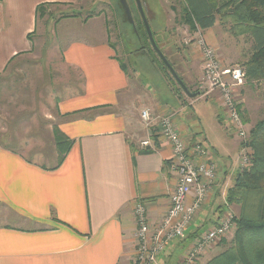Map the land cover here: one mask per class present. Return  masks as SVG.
I'll list each match as a JSON object with an SVG mask.
<instances>
[{
  "label": "crops",
  "instance_id": "obj_1",
  "mask_svg": "<svg viewBox=\"0 0 264 264\" xmlns=\"http://www.w3.org/2000/svg\"><path fill=\"white\" fill-rule=\"evenodd\" d=\"M77 1L0 0V75L15 55L30 50L27 34L36 28L38 4L74 5ZM216 20L211 27L200 28L209 45L208 32ZM56 24L65 28L62 38L69 40L62 43L63 63L75 76L57 102L56 126L72 139V145L59 164L54 151L50 165L0 145V212L4 211L0 215V264H132L135 202L144 204L151 223L158 222L170 205L177 177L170 166L171 144L155 132L156 127H144L140 110L134 117L128 105L132 86L106 39L104 19L97 26L93 17L86 21L63 18ZM257 82L262 86L260 93L254 92L257 99L251 98L250 87L240 93L249 117V121L242 118L248 132L264 117V83ZM143 85L137 89L139 105L154 116L170 117L189 151L197 141L204 144L194 109L201 97L178 99L165 86L167 94L161 99ZM208 96L221 126L225 116L218 98ZM147 136L153 147L140 152L146 147H140L139 141ZM230 138L228 151L222 154L203 145L207 155L202 160L214 164L216 180L184 237L169 241L155 264H181L195 239L220 217L227 212L239 216V204L227 203L225 198L240 170L241 140L233 133ZM192 199L190 194L188 200ZM220 239L201 252L195 264H204L224 251L227 238Z\"/></svg>",
  "mask_w": 264,
  "mask_h": 264
},
{
  "label": "rangeland",
  "instance_id": "obj_2",
  "mask_svg": "<svg viewBox=\"0 0 264 264\" xmlns=\"http://www.w3.org/2000/svg\"><path fill=\"white\" fill-rule=\"evenodd\" d=\"M139 1L154 41L160 46L163 55L172 63L173 69L183 79L189 91H198L197 97H201L194 109L203 128L204 144L220 154L228 151L232 131L223 126H227L228 121L223 118V124L219 125L215 117L216 108L208 98L212 94L204 93L201 48L196 43V39L200 37L204 40L201 29L196 24L184 21L182 0ZM124 2L127 10L121 0H78L72 7L80 12L79 16L62 17L69 11L66 6L56 5L46 8L43 16H37L35 31L28 33L31 34L30 40L27 38L31 44L30 50L15 55L8 69L0 75V136L5 145L46 165L54 163L56 150L52 126L56 125L57 102L71 79L75 78L72 70H68L63 63L62 43L69 39L62 38L64 26L56 24L63 18L79 17L81 21H86L93 17L94 26L101 24L104 19L106 39L117 59L125 65L132 86L128 105L131 103L134 117L137 118L139 110L146 107L139 105L140 98L137 101V89L144 87V83L161 99H165V86L168 84L159 71L158 61L154 55H142L139 48L143 19L137 3L135 0ZM230 7H223L222 13L217 16L215 27L206 31L212 39V44H206L214 50L221 65L243 67L252 51L251 38L246 32V26L235 20ZM61 11H64L63 14ZM243 87H250L251 98L254 96L255 99L262 90L257 81H246ZM242 88L237 92L238 108L243 119L249 121V117L244 114L245 106H241ZM183 97L188 96L183 92L182 100L185 99ZM187 111L191 109L187 108ZM136 127L140 129V124ZM243 147L242 143L239 144V166ZM235 228L221 237L220 240L227 238L226 242L223 241L224 248L232 245Z\"/></svg>",
  "mask_w": 264,
  "mask_h": 264
},
{
  "label": "built area",
  "instance_id": "obj_3",
  "mask_svg": "<svg viewBox=\"0 0 264 264\" xmlns=\"http://www.w3.org/2000/svg\"><path fill=\"white\" fill-rule=\"evenodd\" d=\"M196 43L201 48L204 93L217 96L221 110L228 121V129L241 140L240 144L244 146L239 168H247L251 163L252 150L247 145L248 129L238 108L237 95L246 82L245 69L241 65H221L214 50L205 43L203 38L196 39ZM140 119L144 127L154 129L156 127L155 132L171 144L170 166L177 176L175 188L170 195V205L158 222L149 221L144 204L135 202L133 206L136 223L132 264H155L157 255L169 241L184 237L185 230L192 223L202 200L216 180L217 172L212 162L202 160L207 155V148L197 141L189 151L174 128L170 117L154 116L148 108H142ZM139 146L153 147L151 137L147 136L139 141ZM190 194L193 195L191 201L188 200ZM234 228V215L231 212L225 213L212 228L195 239L181 264H195L201 252Z\"/></svg>",
  "mask_w": 264,
  "mask_h": 264
},
{
  "label": "trees",
  "instance_id": "obj_4",
  "mask_svg": "<svg viewBox=\"0 0 264 264\" xmlns=\"http://www.w3.org/2000/svg\"><path fill=\"white\" fill-rule=\"evenodd\" d=\"M182 1L184 3L183 11H185L183 14L184 21L193 25L196 24L201 29L211 27L217 16L222 13L223 7H232L230 11L235 20L246 26V32L252 38V51L243 63L246 81L251 83L262 80L264 83V0ZM51 5L67 7L69 12H65L62 17L79 16L80 14L72 7L73 4L45 2L35 7V18L40 15L43 16L46 8ZM61 12L63 14L64 11ZM143 29L139 36L140 51L146 56L154 55L158 61L156 63L159 71L166 80L169 89L173 95L181 99L183 89L160 60L151 46L145 29ZM31 34L27 35L29 40ZM155 44L161 50L156 41ZM152 61L155 60L152 59ZM119 63L126 73L125 65L121 61ZM169 63L173 67L172 63ZM179 78L183 81L180 76ZM52 132L57 153V164H59L64 154L70 149L72 139L64 135L56 125L52 127ZM153 140H156L155 136ZM247 142L252 150L250 166L238 171L234 184L227 190L225 197L227 203L235 202L241 208L239 216L235 218L236 228L231 241L232 245L204 264H264V117L257 120L249 129ZM0 145L14 151L13 148L5 145L1 138ZM148 151V148L140 149V152Z\"/></svg>",
  "mask_w": 264,
  "mask_h": 264
},
{
  "label": "water",
  "instance_id": "obj_5",
  "mask_svg": "<svg viewBox=\"0 0 264 264\" xmlns=\"http://www.w3.org/2000/svg\"><path fill=\"white\" fill-rule=\"evenodd\" d=\"M122 4H124L125 9L127 10V6L124 2V0H121ZM135 2L137 3V7L138 10L140 12V15L143 19V25H144V29L147 33L148 39L151 43L152 48L154 49V51L157 53L158 57L160 58V60L163 62V64L167 67V69L169 70V72L172 74V76L176 79L177 83L180 85V87L183 89L184 93L189 96V97H195L197 96L199 93L197 92H191L189 91V89L187 88V86L184 84V82L179 78V76L177 75V73L175 72V70L173 69V67L171 66V64L168 62V60L166 59V57L163 55L162 51L157 47V45L155 44L153 35L151 33V30L145 20V16H144V12H143V7L140 3L139 0H135Z\"/></svg>",
  "mask_w": 264,
  "mask_h": 264
},
{
  "label": "flooded vegetation",
  "instance_id": "obj_6",
  "mask_svg": "<svg viewBox=\"0 0 264 264\" xmlns=\"http://www.w3.org/2000/svg\"><path fill=\"white\" fill-rule=\"evenodd\" d=\"M141 54L144 55L143 52H141ZM144 56H145V55H144Z\"/></svg>",
  "mask_w": 264,
  "mask_h": 264
}]
</instances>
